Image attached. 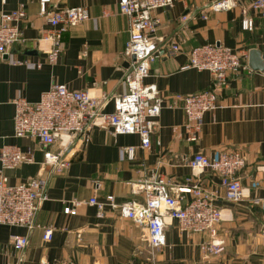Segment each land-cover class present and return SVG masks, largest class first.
<instances>
[{"label":"crops","instance_id":"0c3cea01","mask_svg":"<svg viewBox=\"0 0 264 264\" xmlns=\"http://www.w3.org/2000/svg\"><path fill=\"white\" fill-rule=\"evenodd\" d=\"M213 1L177 0L154 10L160 19L154 36L179 43L181 50L153 61L146 78L157 83L164 98L152 145L140 147L137 133L115 134L95 125L91 139L76 140L67 153L70 163L55 172L41 168L44 148L38 138L15 135V99L36 101L53 82H65L104 96V109L113 110L115 96L127 90L125 73L132 59L125 53L129 17L120 11L118 0H51V9L87 5L91 13L63 33L62 51L52 62L47 53L51 41L40 37L49 25L40 14L39 0H0V15L22 3L27 11L21 22L25 39L11 48V56L24 62L0 58V151L5 144H16L34 154V161L14 168L2 169L0 161V175H7L10 183L27 181L40 172L47 177L48 198L38 209L37 222L54 227L52 238L45 239L40 227L3 224L1 264H51L62 258L97 264H199L208 232L183 231L176 219L166 216L168 245L154 254L143 225L110 205L100 214L89 202L95 194L105 199L109 193L119 202L143 200L139 183L154 174L169 177L178 186L199 179L214 192L224 212L218 226L226 249L213 255L209 264H264V9H254V0H238L232 8L214 10ZM243 6L255 18L253 30L242 27ZM208 42L238 50L249 67L229 75L218 106L204 114L200 138L190 140L181 96L211 88L214 76L208 69L182 66L192 47ZM130 144L138 146L135 157H123L121 149ZM233 148L246 158L237 171L244 193L239 201L225 198L221 176L213 168L197 173L189 163L198 151L214 158ZM13 233L28 234V245L17 248L10 239Z\"/></svg>","mask_w":264,"mask_h":264},{"label":"built area","instance_id":"2783aa9c","mask_svg":"<svg viewBox=\"0 0 264 264\" xmlns=\"http://www.w3.org/2000/svg\"><path fill=\"white\" fill-rule=\"evenodd\" d=\"M177 0H118L121 12L129 17V40L125 53L132 59L125 73L127 90L115 96V107L107 111L103 107L104 96L91 94L88 89L70 87L65 82H53L41 97L32 101L24 96L15 99L14 129L16 136L36 137L44 148L41 168L60 172L70 163L67 153L72 144L79 139L89 141L95 125L109 127L117 133H137L140 147L152 145V133L164 106L156 82H147L151 63L162 56L178 54L181 50L177 42L167 43L164 37L154 36L160 19L154 10L170 7ZM40 14L46 17L48 27L42 29L41 38L51 41L47 51L54 62L62 51L63 33L79 22L91 17L87 5H72L62 9H51V0H39ZM238 0H215L210 4L214 10L236 6ZM251 6L264 9V0H254ZM241 24L243 29L253 30L255 18L249 7H242ZM25 4L3 10L0 15V58H10L15 63H23L11 56L12 45L24 40L21 22L26 18ZM203 16L207 17L206 14ZM37 66L42 63L38 62ZM183 68L208 69L213 73V86L209 89L182 95L187 116L185 127L190 140L200 138L203 117L206 111L218 106V95L227 84L229 75L238 73L249 66L241 53L224 44L203 43L188 51V61ZM58 145V147H54ZM137 145L130 144L121 149L123 157L134 158ZM1 168H14L25 162L34 161L32 149L23 150L16 144H5L0 151ZM195 172L208 167L221 176L225 187V198L239 201L244 197L243 186L237 171L246 158L239 148L221 151L211 158L202 151L194 153L189 160ZM138 190L143 191V200L117 201L115 194H107L105 199L97 195L89 202L98 207L103 214L106 206L117 208L120 214L140 223L147 229V241L152 253L156 254L168 245L166 216L176 219L180 229L190 232H208L210 237L201 244L203 256L199 264H209L213 255L226 249L225 239L219 235V223L224 219L222 206L216 202L214 192L204 186L199 179L178 186L162 174H154L140 181ZM185 192H190L187 197ZM47 193V177L41 172L27 180L10 183L8 176L0 175V229L3 224L26 226L28 229L40 227L45 239H51L52 225L37 222L38 209ZM68 211L73 210L67 207ZM11 242L19 249L29 243L28 234L13 233ZM1 264V263H0ZM18 264V263H15ZM51 264H97L75 259H55Z\"/></svg>","mask_w":264,"mask_h":264},{"label":"water","instance_id":"95a60500","mask_svg":"<svg viewBox=\"0 0 264 264\" xmlns=\"http://www.w3.org/2000/svg\"><path fill=\"white\" fill-rule=\"evenodd\" d=\"M254 52H255V50H254ZM259 52V51H258Z\"/></svg>","mask_w":264,"mask_h":264}]
</instances>
